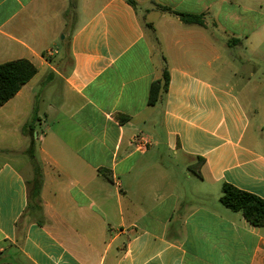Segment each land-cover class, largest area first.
Masks as SVG:
<instances>
[{
  "label": "crops",
  "instance_id": "0c3cea01",
  "mask_svg": "<svg viewBox=\"0 0 264 264\" xmlns=\"http://www.w3.org/2000/svg\"><path fill=\"white\" fill-rule=\"evenodd\" d=\"M134 1L0 0V64L38 70L0 107V264H264V228L221 203L225 183L264 200V74L245 93L238 72L264 54L237 51L253 11Z\"/></svg>",
  "mask_w": 264,
  "mask_h": 264
},
{
  "label": "trees",
  "instance_id": "16d2710c",
  "mask_svg": "<svg viewBox=\"0 0 264 264\" xmlns=\"http://www.w3.org/2000/svg\"><path fill=\"white\" fill-rule=\"evenodd\" d=\"M128 4L137 7L134 0H126ZM156 8L163 12H168L178 16L186 24L201 23L200 16L190 15L175 11L169 7L156 4ZM38 70L35 65L27 59L0 64V107L14 98L20 90L32 80ZM170 83L169 73L166 70L163 77V85L160 82L154 84L150 104H155L159 99L161 89L167 92ZM23 133L30 137L28 156L34 167L35 178L28 185L30 201L39 197L42 186V172L36 161L34 142L32 141V120L23 128ZM221 203L226 208L243 214L244 218L253 226L264 228V200L252 193L238 189L237 187L225 183L222 187Z\"/></svg>",
  "mask_w": 264,
  "mask_h": 264
},
{
  "label": "rangeland",
  "instance_id": "374dc122",
  "mask_svg": "<svg viewBox=\"0 0 264 264\" xmlns=\"http://www.w3.org/2000/svg\"><path fill=\"white\" fill-rule=\"evenodd\" d=\"M233 2H238L239 5L246 7H250L251 11L253 12H242L241 15L245 16H251L250 18L254 17L255 21L253 24H250L248 27L246 26V29L252 28L253 25L259 24V29H256V35L255 40L254 36H252L250 41L245 40L243 48L240 47L237 51H252L253 48L256 49V51H262L264 52V0H233ZM142 16L144 13H142ZM252 33L251 31H249ZM249 52H244L245 57L248 58ZM239 67V74L245 78V82L247 83V87L243 90L245 93H249L254 91L253 85L255 84V81L258 80L259 76L262 77L264 74V54L261 55V57L257 58L255 61V64L244 62L242 66ZM251 71H253V75L251 74ZM241 78L240 76H237ZM237 80V79H236ZM235 81V80H234ZM236 90H240L239 88ZM256 92V91H255ZM253 94V93H251ZM255 95H258L255 93ZM256 99V97H255ZM262 106V116L264 117V105ZM257 119H252V124H256ZM260 121L258 120V124ZM253 129L256 130V126H253ZM253 132V131H252ZM32 165V164H31ZM24 174L27 176V178H31L32 182V167L24 168L23 169Z\"/></svg>",
  "mask_w": 264,
  "mask_h": 264
},
{
  "label": "built area",
  "instance_id": "2783aa9c",
  "mask_svg": "<svg viewBox=\"0 0 264 264\" xmlns=\"http://www.w3.org/2000/svg\"><path fill=\"white\" fill-rule=\"evenodd\" d=\"M139 141H140V139H137V138H136V140H135L134 142L136 143V145L139 146V145H140ZM140 142H141V141H140Z\"/></svg>",
  "mask_w": 264,
  "mask_h": 264
}]
</instances>
